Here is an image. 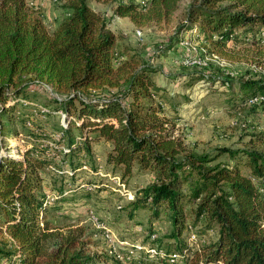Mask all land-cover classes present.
<instances>
[{"label": "trees", "instance_id": "trees-1", "mask_svg": "<svg viewBox=\"0 0 264 264\" xmlns=\"http://www.w3.org/2000/svg\"><path fill=\"white\" fill-rule=\"evenodd\" d=\"M59 1L64 14L49 30L29 0H0V142L6 146L19 135L27 142L16 147L23 159L11 150L0 153V264L18 252L17 264H264V147L257 148L264 145V130L252 133L241 148H189L171 127L178 104L152 78L161 67L120 51L110 20L90 5L111 4L115 15L138 26L168 21L181 9L176 34L196 27V41L220 55L229 46L260 44L264 0ZM198 81L221 82L230 111L261 107L249 102L264 97V75L222 78L199 70L185 85ZM47 86L55 93L49 92L41 110L31 109V96ZM59 111L65 127L41 123ZM17 118L23 133L14 125ZM100 139L109 145L106 163L123 178L134 170L152 176L125 207L129 216L140 209L153 218L167 213L171 232L153 255L120 259L90 252L94 241L82 226L62 232L47 218V184L57 191L56 202L66 200L72 188L97 187L79 172ZM47 176L53 182L46 183ZM201 221L196 233L211 229L215 238L193 249L188 239ZM171 253L180 262H171Z\"/></svg>", "mask_w": 264, "mask_h": 264}, {"label": "rangeland", "instance_id": "rangeland-1", "mask_svg": "<svg viewBox=\"0 0 264 264\" xmlns=\"http://www.w3.org/2000/svg\"><path fill=\"white\" fill-rule=\"evenodd\" d=\"M29 2L40 8L49 30L64 14L62 2L59 0H29ZM90 5L110 20L109 27L116 35L117 47L120 51L135 52L143 59L161 67V71L153 73L152 78L166 89L167 97L178 104L179 117L174 120L171 127L174 134L180 135L189 148L206 153L221 148H241L247 145L252 133L264 130V117L260 109L249 105L236 111L226 109L223 104L225 86L221 82L198 81L193 86L185 85L190 74L199 70H206L209 74L212 72L213 75L222 78L264 75L263 43L260 42L257 46H229L225 53L218 55L219 59H213L212 52L196 41L190 32L176 34L178 24L182 20L181 9L168 21L138 26L129 17L115 15L111 4L104 5L91 1ZM137 28L142 31V37H137L135 33ZM180 39L187 40L189 45L181 46ZM197 57L206 58L208 65L205 67L197 62L194 63L195 59L198 60ZM37 92L39 93L31 96V103L28 105L31 109L41 110L48 101L49 92L54 91L48 87ZM185 98L188 101H185ZM18 108L24 109L23 106ZM60 112L42 118L41 123L47 128L56 130L58 125L65 123ZM14 125L23 133L19 118ZM17 140L23 144L22 147L27 143L24 136H21L20 140L18 137L11 138L6 143L7 147L1 143L0 153L11 150L8 145H14L15 143L10 144V142ZM263 147V144L257 146L259 149ZM108 150L109 145L103 139L93 141L92 157L86 160L92 172L86 170L79 172L83 181H90L97 186L96 188L88 189L86 186L72 188L66 192V200L56 202L57 191L49 190L48 184L46 185L44 194L55 196L47 210V218L53 222L56 230L62 232L82 226L84 236L94 241V245L89 246V251L107 253V243L102 238L101 230L88 217L89 210H92L99 221L112 230L116 237L117 251L122 256L129 248L135 249L136 246L144 247L137 250V254L146 252L148 248L156 247L159 240L167 239L172 225L165 212L154 218L145 209L137 210L132 216L128 215L125 207L128 200L138 189L151 182L152 176L147 172L134 170L131 175L123 178L121 170L106 163ZM15 152L14 149L13 153L16 154ZM227 159L226 155L219 157L221 161ZM45 181L53 182L49 176ZM58 185V183L55 185L56 189ZM189 208L187 207L186 210ZM189 217L191 218V213ZM202 227L201 221L192 229L193 233L201 230ZM152 234H155L154 239L151 237ZM196 238V242H191L193 249L209 243L215 238V232L209 229L202 235L197 234Z\"/></svg>", "mask_w": 264, "mask_h": 264}, {"label": "built area", "instance_id": "built-area-1", "mask_svg": "<svg viewBox=\"0 0 264 264\" xmlns=\"http://www.w3.org/2000/svg\"><path fill=\"white\" fill-rule=\"evenodd\" d=\"M192 35H194V33L196 32V27H193L190 31H189ZM137 37H142V31L140 29H136L135 31ZM259 40L261 43L264 44V29H262L260 32H259ZM179 44L181 46H184L186 47L187 45H189V42L185 39H180L179 41ZM211 57L213 59H219L218 57V54L212 52L211 53ZM198 60L195 59L194 63L197 62L201 65H206L207 64V59H202L200 57H197ZM49 86H47L48 88ZM50 88V87H49ZM250 104H254V103H261V112H262V115L264 117V97H257V98H254L252 99L250 102ZM61 115L63 116V121H64V115L62 112H60ZM62 125L65 127L66 124L65 123H62ZM22 135H19L17 136L18 139L20 140V137ZM17 137H14L12 139H16ZM11 143H15L14 145H8V148L11 149V152L13 153L14 152V149H15V153L17 156H19L21 159H23V154L22 152H20L16 147H22L23 144L19 143L18 140L16 142H10ZM7 147V146H6ZM0 151H2V145H1V142H0ZM82 170H86V171H89V172H92V170L88 167V165L85 163L82 168ZM88 189H93V185H85ZM54 197L52 194H49L47 193L46 194V200H45V204L46 206L49 205L51 203V201L54 200ZM88 217L90 218V220L92 221V223H94V225L101 230V235H102V238L103 240L107 243V250H108V253L111 254V255H114L116 258H120V259H123V256L117 251V248H116V237L115 235L113 234L112 230L107 227L105 224H103L102 222L99 221L98 217L96 216L95 212L92 211V210H89L88 212ZM139 230H141V228H139ZM3 236L5 237V239L15 245V240L7 233L6 230H3ZM152 239H154L155 237V234H152L151 235ZM196 235L195 233H191L189 239H188V243L191 244V242H196ZM144 247L143 246H136L135 249L133 248H129L127 250V252H125V256H127V258H129L131 255H137L136 251L139 250V249H143ZM156 247H150L147 249L146 252H148L150 255H153L156 253ZM20 253L18 252L15 256H13L11 259H9L8 261H4L3 264H17V258L19 257ZM168 257L170 258V261L171 262H180V258L181 256L178 254V253H171L168 255Z\"/></svg>", "mask_w": 264, "mask_h": 264}]
</instances>
